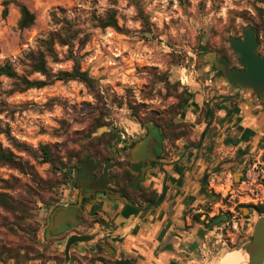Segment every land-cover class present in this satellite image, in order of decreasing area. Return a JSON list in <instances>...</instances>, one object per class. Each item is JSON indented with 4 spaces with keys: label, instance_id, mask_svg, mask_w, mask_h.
I'll use <instances>...</instances> for the list:
<instances>
[{
    "label": "rangeland",
    "instance_id": "374dc122",
    "mask_svg": "<svg viewBox=\"0 0 264 264\" xmlns=\"http://www.w3.org/2000/svg\"><path fill=\"white\" fill-rule=\"evenodd\" d=\"M6 2L10 3L5 15ZM17 4L36 14L33 27L18 29ZM111 7L117 10L120 31L95 27L91 20ZM54 14L60 20H76L83 30L74 40L73 54L93 86L55 81L41 89L2 96L8 105L0 114L4 131L0 144L21 162L0 166V193L9 194L16 208L11 211L0 206V246L13 253L7 257L1 249L0 264H107L117 260L115 251L106 252L107 241L76 244L69 260L65 255L71 235L97 238L99 231L106 230L107 220L102 223L98 212L105 213L104 208L110 207L107 199L87 204L80 213L85 224L56 237L46 234L55 207L78 198L80 190L73 184L72 171L87 157L99 164L113 159L110 150L116 141L140 136L146 126L163 130L172 154L181 143H194L190 140L194 124L189 119L193 112L186 105V94L197 87L204 89L211 75L227 82L199 54L218 51L233 66L238 56L229 38H242L248 26L257 29L261 38L264 35L263 0H0V64L18 61L36 50L39 38L60 28L64 23L55 25ZM56 51L64 61L50 62L53 72L71 71L74 62L65 60L69 47L57 46ZM18 69L22 74V67ZM31 79L45 77L35 74ZM12 88L11 81L0 78V92ZM100 129L104 131L99 133ZM8 135L27 146V151L14 148ZM233 182L236 193L223 202L230 209L212 210L222 217L215 222V235L198 252L200 264H221L227 253L242 250L252 240L261 216L238 207L255 204L238 194V179ZM228 211L231 215L223 216ZM99 224L103 230L96 229Z\"/></svg>",
    "mask_w": 264,
    "mask_h": 264
},
{
    "label": "crops",
    "instance_id": "0c3cea01",
    "mask_svg": "<svg viewBox=\"0 0 264 264\" xmlns=\"http://www.w3.org/2000/svg\"><path fill=\"white\" fill-rule=\"evenodd\" d=\"M213 78L211 75L206 80L204 89H192V98L187 99L193 112L189 119L194 124L190 138L194 143L185 145L179 140L180 147L164 165L163 174L157 176L165 194L161 204L110 202L105 213L98 212L102 223H107L95 241L111 243L118 260L200 264L198 252L218 227L207 226L205 218L216 215L212 210H223L225 197L236 193L231 187L236 174L264 162L261 100L249 89L234 88ZM197 216L199 219H194ZM103 228L99 224L96 229Z\"/></svg>",
    "mask_w": 264,
    "mask_h": 264
},
{
    "label": "trees",
    "instance_id": "16d2710c",
    "mask_svg": "<svg viewBox=\"0 0 264 264\" xmlns=\"http://www.w3.org/2000/svg\"><path fill=\"white\" fill-rule=\"evenodd\" d=\"M9 3L10 2L5 3V15L8 13ZM17 6L20 12L18 29L26 30L33 27L36 22V14L24 4H17ZM53 17L55 25H60L61 23L64 24L60 28L51 31L47 37L39 38L37 41L36 50H30L20 57L16 62L7 60L0 64V78H6L7 80L11 81V86L13 87L11 90L0 92V114L6 111L4 107H7L8 105L6 103V99L2 97L3 95L11 96L16 92L22 93L33 88L41 89L55 81H81L87 84L89 87L93 86V80L89 77L87 72H82L80 70L79 63L73 54L74 40L77 39L81 33H83V30L79 28L76 20L74 21L65 17L60 20L57 18L56 14H54ZM91 20L95 27H99L101 29L113 28L120 31L117 10L113 7L109 8L101 17L93 15ZM263 29L264 26L262 27V30ZM57 46L69 47V54L65 60H71L74 62V67L71 71L53 72L52 68L50 67V62L53 64H60L64 61L60 59L59 54L56 51ZM18 67H22V74L19 72ZM35 74H40L41 76L45 77V79H31V77ZM181 97L184 99L183 94ZM0 133H4L1 126ZM7 137L11 141L14 148L19 151H27V146L17 142L15 139L11 138L10 135ZM42 149L45 152V155L49 156L50 153L48 148L44 146ZM20 162L21 159L10 148H4L3 145L0 144V166L14 164L19 165L18 163ZM153 201H155V199H152V202ZM0 206L11 211L16 209L12 197L6 193H0ZM238 207H246L250 210H254L260 216L264 215L263 205L241 204ZM229 215H231L230 211H228L226 215L223 216L228 217ZM220 217L222 216L217 215L212 218L207 216L206 220H208L211 225H215L216 220ZM197 218L198 217L195 219ZM1 249H3V252ZM0 250L1 254L7 257L13 256L11 250H8V248L5 246H0Z\"/></svg>",
    "mask_w": 264,
    "mask_h": 264
},
{
    "label": "water",
    "instance_id": "95a60500",
    "mask_svg": "<svg viewBox=\"0 0 264 264\" xmlns=\"http://www.w3.org/2000/svg\"><path fill=\"white\" fill-rule=\"evenodd\" d=\"M229 44L232 50L240 56V64L246 67L245 71L228 70L227 65L217 60L216 53L211 51H203L199 54V58H206L208 61H212L213 70L225 79L230 86L234 88L249 89L253 94L259 98L264 105V53L260 56L257 51L259 48L256 42V31L251 26L245 28V35L242 40L236 38H229ZM186 96L191 99L192 93L188 92ZM188 102L186 103V105ZM146 129L150 130V126H146ZM104 129H100L99 133H102ZM84 179L81 180L84 187L87 188L91 201H87L82 197V189L79 191L78 198L76 201L69 204H61L55 207L49 218V223L46 227V234L52 237L56 233H60L62 226L70 224L71 227L75 228L82 225V222L78 219L77 215L81 213L86 204H92L94 199L98 195H104L109 202H122L123 199L117 195L114 197L111 191L107 188L108 178L107 170L109 165H106L105 174L100 176L98 179L95 178V171L97 165L95 160L92 158H85L81 163ZM245 172L238 173L234 176V181L238 179V184L241 179L244 178ZM75 180H77L78 172H75ZM208 176H205L204 182L206 183ZM84 196V195H83ZM165 195L163 194L155 205L161 204ZM248 211L247 209H245ZM96 240L95 235H71L65 244V255L66 259L69 260L70 250L76 244L90 243ZM106 252L111 249L114 252V248L108 243L106 244ZM242 251L248 254L247 264H264V215L261 216L254 225V233L252 240L248 242L242 249ZM107 264H134L133 262L121 259L116 262H110Z\"/></svg>",
    "mask_w": 264,
    "mask_h": 264
},
{
    "label": "flooded vegetation",
    "instance_id": "af4514ba",
    "mask_svg": "<svg viewBox=\"0 0 264 264\" xmlns=\"http://www.w3.org/2000/svg\"><path fill=\"white\" fill-rule=\"evenodd\" d=\"M255 31L256 42L259 45L257 53L261 56L264 53V35L263 38H261L258 31L256 29ZM243 38L244 36L238 38V40H242ZM209 51L214 52L212 50ZM214 53H216L217 60L227 65L228 70H246V67L240 64L239 55H237L238 63L232 66L228 56H222L218 51H215ZM210 62L212 63V61ZM261 98L263 99L264 97ZM110 153L112 154L113 159L105 160L102 164L97 163L94 159L95 164L97 165L95 178L98 179L100 176L104 175L106 165H109L107 170V178L109 182L107 188L111 191V194L114 197L119 195L123 201L132 200L147 203L149 206L155 205L163 195V185L160 184L158 186L156 183V179H158L157 176L163 174L164 165L170 161L172 157L163 130L158 126L152 125L150 130L146 129V131L140 136H131V138L128 139L123 137L121 141H116L114 149L110 150ZM76 171L78 172L77 180H75ZM81 171V165L78 169L72 171V181L79 190L82 189V197H85L84 199L88 201L90 199L87 197L89 191L81 182V180L84 179V175L81 174ZM103 199H106L104 195H98L93 200V203ZM152 199H155V201L152 202ZM86 206L87 204L85 207ZM80 216L81 214L79 213L77 217L83 225L85 222ZM73 229L74 228L71 227L70 224L64 225L62 226L60 233H56L52 237L59 236Z\"/></svg>",
    "mask_w": 264,
    "mask_h": 264
},
{
    "label": "built area",
    "instance_id": "2783aa9c",
    "mask_svg": "<svg viewBox=\"0 0 264 264\" xmlns=\"http://www.w3.org/2000/svg\"><path fill=\"white\" fill-rule=\"evenodd\" d=\"M237 192L249 199V203L264 206V162H256L251 170L245 173L237 186Z\"/></svg>",
    "mask_w": 264,
    "mask_h": 264
},
{
    "label": "bare ground",
    "instance_id": "6f19581e",
    "mask_svg": "<svg viewBox=\"0 0 264 264\" xmlns=\"http://www.w3.org/2000/svg\"><path fill=\"white\" fill-rule=\"evenodd\" d=\"M248 254L242 250H234L225 255L221 264H247Z\"/></svg>",
    "mask_w": 264,
    "mask_h": 264
}]
</instances>
